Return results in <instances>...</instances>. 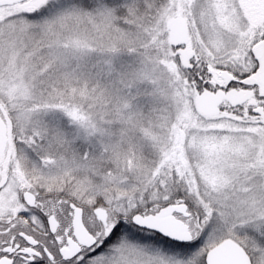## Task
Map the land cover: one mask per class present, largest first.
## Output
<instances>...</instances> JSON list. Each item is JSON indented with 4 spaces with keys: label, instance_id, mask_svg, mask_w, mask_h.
<instances>
[{
    "label": "snow or ice",
    "instance_id": "obj_1",
    "mask_svg": "<svg viewBox=\"0 0 264 264\" xmlns=\"http://www.w3.org/2000/svg\"><path fill=\"white\" fill-rule=\"evenodd\" d=\"M0 264H264V0H0Z\"/></svg>",
    "mask_w": 264,
    "mask_h": 264
}]
</instances>
